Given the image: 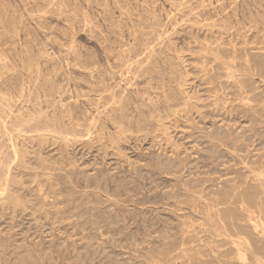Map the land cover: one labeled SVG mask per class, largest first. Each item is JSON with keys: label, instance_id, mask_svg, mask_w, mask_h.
Listing matches in <instances>:
<instances>
[{"label": "rangeland", "instance_id": "374dc122", "mask_svg": "<svg viewBox=\"0 0 264 264\" xmlns=\"http://www.w3.org/2000/svg\"><path fill=\"white\" fill-rule=\"evenodd\" d=\"M0 264H264V0H0Z\"/></svg>", "mask_w": 264, "mask_h": 264}]
</instances>
